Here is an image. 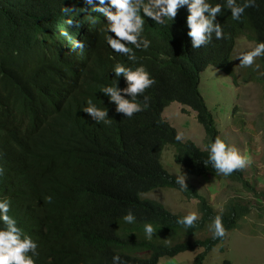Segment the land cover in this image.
<instances>
[{
    "label": "trees",
    "instance_id": "obj_1",
    "mask_svg": "<svg viewBox=\"0 0 264 264\" xmlns=\"http://www.w3.org/2000/svg\"><path fill=\"white\" fill-rule=\"evenodd\" d=\"M62 7L72 10L68 16L62 15ZM83 9H89L85 0H0V166L4 170L0 186L24 196L40 211L39 233L52 264H111L117 254L127 264H159L161 259L198 250L194 264H203L251 210L228 204L223 209L227 229L223 240L191 239L207 231L210 217L218 212L197 186L187 183V191L178 190L175 176L160 163L164 149H175L174 162L189 175L222 176L204 166L206 150L192 140H175L177 131L163 115L179 103L196 113L206 143L220 135L200 92L201 73L214 66L234 78L231 61L237 40L247 29L256 43L264 40V0L247 9L242 21L232 20L230 11L223 10L217 21L226 38L213 39L200 49H192L187 36L186 8L166 25L146 19L144 35L151 46L135 55L156 83L144 93L149 107L130 119L116 113L101 90L116 83L112 72L116 63L136 65L106 45L100 31L106 19L93 14L97 19L91 24ZM66 19H72L73 25L68 26ZM61 30L84 43L89 54L75 82L59 63L60 54L71 51L70 42L59 35ZM98 44L106 46L102 53L95 48ZM259 61L264 72V57ZM82 77L89 81L88 90L72 94ZM257 81L264 91V76ZM119 86H126L123 78ZM98 92V107L111 118L107 125L86 122L87 114L82 112L90 95ZM89 126L91 131L85 133ZM223 178L254 192L243 170ZM160 189L198 201L201 217L195 228L177 225L180 215L143 198ZM255 196L264 199V192ZM128 210L136 216L135 224L124 223ZM145 222L152 223L157 233L151 241L145 238Z\"/></svg>",
    "mask_w": 264,
    "mask_h": 264
},
{
    "label": "clouds",
    "instance_id": "obj_2",
    "mask_svg": "<svg viewBox=\"0 0 264 264\" xmlns=\"http://www.w3.org/2000/svg\"><path fill=\"white\" fill-rule=\"evenodd\" d=\"M85 3L89 9L83 11H87L86 19L89 23H96L97 18L93 14H99L106 19L100 31L108 48L116 54L124 55L128 61L136 65L129 67L123 63H116L112 69L116 83L104 86L101 90L108 98V102L115 105L116 113L123 114L129 119L149 107V97L144 93L156 83L146 66L137 62L135 55L136 51L146 52L151 46V41L144 35L146 19H150L156 25H166L169 21L175 20L179 9L186 8L188 13L186 26L189 29L187 36L191 40L192 49H200L209 45L213 39L226 38L222 24L217 21L223 10L230 11L232 20L242 21L247 9L257 7V0H218L215 3L212 0H85ZM71 11L66 7L61 8L64 16H68ZM65 23L71 26L74 21L66 19ZM248 30H245V33ZM59 35L71 44V51H63L60 54L59 63L64 73L75 82L83 71L84 61L89 58L88 51H84V43L73 39L69 31L61 30ZM251 35L249 40H252ZM105 47L98 44L95 48L102 53ZM94 55H97V51ZM261 57H264V40L239 52L236 60L240 61L239 67L252 68L254 72L264 76L260 64L256 63ZM121 78L126 84L123 88L119 86ZM76 82L72 94L78 95L88 90V80L82 77ZM141 96L143 100L139 99ZM100 98L99 92L90 95L83 105L82 112L87 114L86 122L90 124L102 122L107 125L111 123V118L108 111L98 107ZM90 131L89 126L85 133ZM183 139V133L177 132L175 140L181 142ZM204 150L207 152V159L203 161L204 166L210 165L218 176L229 177L251 163L245 152L220 135L209 138ZM160 163L163 166L162 160ZM3 174L4 170L0 166V182ZM186 180L183 172L176 173L175 184L178 185L179 191L188 190ZM223 211L221 208L217 214L210 217V223L207 225L213 240H223L227 235ZM199 218L197 211H190L177 217L175 223L184 229H193ZM122 219L125 224L136 223V216L132 210H128ZM41 223L40 211L36 210L24 196L8 191L4 184L0 186V264H52L53 259L48 256L45 246L42 245L39 233ZM143 231L149 241L157 234L150 222L143 224ZM111 264L127 262L117 254L112 256Z\"/></svg>",
    "mask_w": 264,
    "mask_h": 264
},
{
    "label": "rangeland",
    "instance_id": "obj_3",
    "mask_svg": "<svg viewBox=\"0 0 264 264\" xmlns=\"http://www.w3.org/2000/svg\"><path fill=\"white\" fill-rule=\"evenodd\" d=\"M248 32L251 33L248 30L236 43L231 61L234 78L209 66L201 73L200 92L216 121L220 136L249 156L251 163L241 170L254 192L223 177L189 175L174 162L175 149L172 146L165 147L161 159L164 168L172 175L183 172L187 177L186 183L197 186L215 211L219 212L231 203L251 210L250 216L238 222L229 233L228 240L210 252L203 264H264V199L255 196L264 192V91L257 81L261 75L252 68L239 67L240 61L236 60L239 52L256 43L249 40L252 33ZM256 63L260 64L259 58ZM164 118L177 132L183 133V141L192 140L204 149L207 141L205 129L192 109L173 103L165 110ZM143 198L160 202L175 215L182 216L190 211L199 213L197 200H186L175 190L160 189L144 194ZM207 237H211L208 230L191 239ZM200 252L164 258L159 264H194Z\"/></svg>",
    "mask_w": 264,
    "mask_h": 264
}]
</instances>
